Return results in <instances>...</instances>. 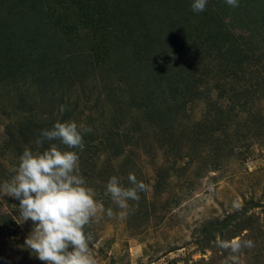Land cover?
Segmentation results:
<instances>
[{"label": "rangeland", "instance_id": "374dc122", "mask_svg": "<svg viewBox=\"0 0 264 264\" xmlns=\"http://www.w3.org/2000/svg\"><path fill=\"white\" fill-rule=\"evenodd\" d=\"M13 1L29 21L0 23V185L26 148L56 144L104 206L85 228L97 264H264V27L239 52L189 27L157 34L181 24L166 10L179 0ZM68 121L92 129L83 150L36 144ZM130 173L145 189L121 209L106 185L132 187ZM33 227L0 192V264H45L24 243ZM237 239L253 246L221 247Z\"/></svg>", "mask_w": 264, "mask_h": 264}, {"label": "clouds", "instance_id": "9594fccd", "mask_svg": "<svg viewBox=\"0 0 264 264\" xmlns=\"http://www.w3.org/2000/svg\"><path fill=\"white\" fill-rule=\"evenodd\" d=\"M207 0H194V12H203ZM231 7H238V0H225ZM66 106L61 105L64 112ZM92 129L78 125L74 121L56 122L50 130H42L37 145L44 140H59L68 149L84 148L82 132ZM79 157L75 151L61 150L51 144L42 152L25 149L19 157L18 166L12 169L10 180L0 185V192L19 200V214L22 221L31 220L33 229L25 239V246L45 264H97L92 255L90 241L92 236L85 228L98 222L105 211L96 199V191L86 186L79 174ZM132 187H123L116 176L106 185L105 195L121 209L129 207L128 200H139V191L145 189L143 182L137 181L134 174L128 175ZM113 216L111 209L107 210ZM125 213H121L123 217ZM242 246L252 247L251 240L241 242H222L221 247L238 252Z\"/></svg>", "mask_w": 264, "mask_h": 264}, {"label": "trees", "instance_id": "16d2710c", "mask_svg": "<svg viewBox=\"0 0 264 264\" xmlns=\"http://www.w3.org/2000/svg\"><path fill=\"white\" fill-rule=\"evenodd\" d=\"M22 1L23 0H20L19 2ZM4 2L6 3L8 1L0 0V23H3V21L7 22V29H12L11 27L13 26V24H19L21 22L29 21L27 18L23 17V15H18L16 13H13L12 16H10L12 10H17V5H15L16 2H14L13 0H9V4L7 5L8 7L6 8L4 7ZM193 2L194 0H179V3L177 1H175L173 4L171 3L169 7L166 8V10H168L169 8L170 11L171 9L181 11L183 13L181 24L177 25L176 29L171 30L169 27L158 23L159 27H157L156 33L166 35L165 39L170 38V40L172 41L179 37L180 40H184L186 36V27H189L194 30L195 34H205V36H213L215 38L214 40L220 38L223 39V37L225 36L226 40L229 41V43H225L223 46L226 48L232 46V49L237 48L240 52L243 50V45L249 47V44L253 43V37L255 36L256 30H258L260 27H264V0H238V7H231L227 5L225 3V0H207L205 10L203 12H199L201 20H199L192 27L189 23H187V14L190 15L197 13L192 10L191 5ZM123 5L125 6V2H123ZM132 5H136V8L140 10H145L144 8H139L140 5L138 3L133 2ZM17 11H19V9ZM240 12L245 15V19L241 17V15L239 14ZM15 14L21 19L18 20L16 18V20L13 21L15 18ZM146 14V12H142L138 13L137 16V18L142 21L143 25H146ZM225 18L226 20L224 22L223 19ZM154 23H150L151 27H153L152 24ZM212 26L214 28H212ZM235 28L239 30V32L233 33L234 30L231 29ZM243 31H247V33L244 35L242 33ZM170 32H172V34ZM181 77L182 74L175 75V78L172 79L175 85L178 83V81L183 82V78ZM9 264H21V262L14 260Z\"/></svg>", "mask_w": 264, "mask_h": 264}]
</instances>
